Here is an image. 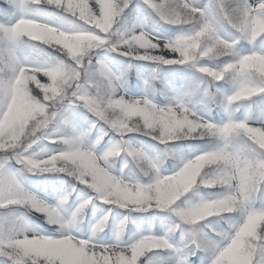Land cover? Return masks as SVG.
I'll list each match as a JSON object with an SVG mask.
<instances>
[{
	"label": "clouds",
	"instance_id": "9594fccd",
	"mask_svg": "<svg viewBox=\"0 0 264 264\" xmlns=\"http://www.w3.org/2000/svg\"><path fill=\"white\" fill-rule=\"evenodd\" d=\"M25 2L74 19L64 25L21 15L0 23V264H191L197 252L206 264H264V0H143L151 28L179 26L172 35L129 25L131 0ZM242 41L252 47L242 51ZM100 50L155 62L153 73L187 66L195 87L163 104L134 94ZM256 98L253 118L245 102ZM213 104L224 111L222 122L207 117ZM191 139L209 144L186 154L177 142ZM169 159L176 168L166 174ZM125 169L145 179L126 178ZM47 173L66 177L54 199L25 181ZM120 209L166 211L174 220L163 234L124 244L118 231L115 242H104ZM33 215L54 232L41 231ZM127 221H118L119 230ZM181 225L178 256L149 255L172 256Z\"/></svg>",
	"mask_w": 264,
	"mask_h": 264
},
{
	"label": "rangeland",
	"instance_id": "374dc122",
	"mask_svg": "<svg viewBox=\"0 0 264 264\" xmlns=\"http://www.w3.org/2000/svg\"><path fill=\"white\" fill-rule=\"evenodd\" d=\"M201 2H205V0H201ZM58 10L54 6H30L25 0H13L11 6L5 3V0H0V23L10 24L13 22L18 16H34L40 15L42 18L47 19L55 24H64L67 25V21H70L74 18L70 17L68 14L57 15ZM148 13H151V9L148 8L147 5L143 4V0H131V4L128 9L125 10L124 17L128 21L129 25L134 22H139L142 24H146L149 27V30L156 31L157 34L162 35H172L178 31H180L179 26L173 25H164L158 29H152L150 26V19L147 16ZM154 16V13H152ZM3 42L0 41V45ZM257 46L259 42H257ZM252 47L247 42L242 41L240 44V48L242 51H248ZM51 51V49H49ZM100 56L105 60L106 63L110 66L112 71L117 74H123L126 77V82L128 89L134 94H145L150 95L156 102L158 103H166L169 99H178L184 93L193 91L195 85L192 81V70L183 65H175L173 68L175 71L181 67L179 70H185V74L183 75L182 80L187 81L186 84L180 85L177 89H170V92L167 93L165 90H160L163 87H159V82L155 80V75L163 80L165 83L169 81L167 78V74L165 73V66H161L155 73L151 71L153 67H155V62L151 61H143L138 59H132L129 57L120 56L115 52H107L106 50H100ZM131 61V64L129 62ZM226 91L229 90L228 85L222 86ZM159 94V95H158ZM195 93H193V97ZM186 99L193 100V98L186 97ZM194 102V100H193ZM247 104H251L252 108V116L256 118L260 112V103L259 98H256V102H245ZM214 107L219 106L213 104L207 108L206 115L209 119L215 122H222L226 115H215ZM220 112H223L222 109ZM238 116L244 115V109H241ZM133 140L136 143L143 144L146 147L154 148L160 147L157 145L156 141H153L148 138H141L137 135H133ZM199 140V139H197ZM180 145L184 146V152L186 154H190L195 151L202 150L205 148L209 142L203 141L201 142L202 146L198 147L195 143H180ZM200 144V145H201ZM55 147V146H50ZM176 168V161L167 160L163 165L164 172L170 173L174 171ZM120 169V163H117V170ZM124 175L126 178L130 179H139L144 180L145 178L140 175L138 172H133L131 169H125ZM66 179L63 174L60 173H47L43 175L33 176L31 174H25L26 183L33 188V190L37 191L38 194L44 195L49 199H54V188L59 187V183L61 180ZM191 195V194H190ZM76 200V196L74 195L72 200L68 204V209L73 206V202ZM108 207V206H105ZM164 213L165 216L162 217ZM124 216H128V221L126 222L123 230H119L118 221L122 219ZM33 221L40 227V230L45 233L54 232V227L49 226L43 222V219L37 215L32 216ZM174 217L171 216L169 212L159 211L156 209L147 210V211H129V210H117L116 215V223H113L112 220L109 221L108 227L105 229L103 233L104 242L112 243L116 241L117 233L120 231V239L124 244L130 243L136 236L140 233H148L152 232L154 234H163L169 226ZM186 226L181 225L179 229H176L172 236L171 242L175 246L176 252L169 255L168 250H156L154 253H150V256L159 258L161 260L171 259L179 255L181 246H182V237L184 235V229ZM88 231L87 222L83 226L82 232L86 234ZM191 264H206V257L203 253L197 252L195 256L191 257Z\"/></svg>",
	"mask_w": 264,
	"mask_h": 264
},
{
	"label": "trees",
	"instance_id": "16d2710c",
	"mask_svg": "<svg viewBox=\"0 0 264 264\" xmlns=\"http://www.w3.org/2000/svg\"><path fill=\"white\" fill-rule=\"evenodd\" d=\"M173 66H175V65H166L165 66V70H166L165 73L167 74V76H168L167 78L169 79L168 82L165 83L163 80L160 79V76L158 77L157 75H155V77H156L155 80L157 82H159V87H163L160 90H162V91L165 90L167 93L170 92V89L171 88L172 89H177L180 85H184V84L187 83V81H184L181 78V77H183V75L185 74L186 71L185 70L182 71V69L179 70L181 67H179L175 71L174 69H176V68H173ZM223 85H226V84H224L222 82L221 83V86H223ZM214 108L216 109V110H214L215 115H217V116L218 115H220V116L221 115H224V111L223 112H220L221 111V108H218V107H214ZM137 136H139V135H137ZM139 137H141V138L143 137V138L150 139L149 137H146V136H139ZM203 141L209 142L206 139L205 140H201V139H199V140H197V139H191V140H186V141H180V143H195L196 145L199 144L197 146L200 147V146H202L201 142H203ZM177 143L179 144V142H177ZM202 191H216V189H208V190H203L202 189ZM163 216H165L164 213L162 214V217Z\"/></svg>",
	"mask_w": 264,
	"mask_h": 264
},
{
	"label": "snow or ice",
	"instance_id": "6c2138e0",
	"mask_svg": "<svg viewBox=\"0 0 264 264\" xmlns=\"http://www.w3.org/2000/svg\"><path fill=\"white\" fill-rule=\"evenodd\" d=\"M155 3L159 4L161 0H154Z\"/></svg>",
	"mask_w": 264,
	"mask_h": 264
}]
</instances>
